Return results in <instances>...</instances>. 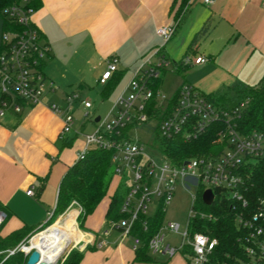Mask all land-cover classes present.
Here are the masks:
<instances>
[{
	"label": "crops",
	"instance_id": "crops-1",
	"mask_svg": "<svg viewBox=\"0 0 264 264\" xmlns=\"http://www.w3.org/2000/svg\"><path fill=\"white\" fill-rule=\"evenodd\" d=\"M173 2L42 0L33 21L52 47L44 65L47 79L65 90L77 85L84 88L91 76L99 81L114 55L119 58L118 70L107 85L99 83L106 95L108 85L127 69H135L143 57L159 47L161 37L156 30L174 24L170 13ZM0 19L2 35L5 18L0 14ZM208 19L213 25L210 33L189 49ZM178 29L176 40L164 44L173 64L188 52L210 58L206 63L191 65L184 73L174 69L182 74V83L212 93L238 83L254 86L263 78L264 0H212L208 4L191 0L176 32ZM57 90L45 92L38 104L26 106L19 114L10 111L0 117V205L8 212L0 229L3 237L22 228L42 226L46 214L56 207L63 176L85 148V138H78L79 130L61 135L62 116L50 105L63 102L66 95H58ZM30 188L34 195L27 194ZM108 202L106 198L84 219V228L94 244L85 248L80 264H155L134 261L136 251L131 239L119 228H108ZM79 233L77 230V236ZM172 259L170 264H186L181 256Z\"/></svg>",
	"mask_w": 264,
	"mask_h": 264
},
{
	"label": "built area",
	"instance_id": "built-area-1",
	"mask_svg": "<svg viewBox=\"0 0 264 264\" xmlns=\"http://www.w3.org/2000/svg\"><path fill=\"white\" fill-rule=\"evenodd\" d=\"M211 2L205 0L207 4ZM35 11L29 0H23L6 6L0 12L12 26L4 31L1 41L5 49L0 53V117L10 111L19 114L26 106L38 104L45 92L57 89L55 82L47 79L44 73L52 47L43 39L33 21ZM156 31L166 45L174 36L176 27L174 24L162 25ZM165 45L153 50L156 61L152 56H147L143 65L135 71L125 89L128 94H122L117 99L110 117L103 121H100V117L95 131L85 135V148L78 153L77 160L83 159L93 147L112 151L111 161L115 172L120 178L126 177L128 189L119 218L109 220L108 226L121 229L123 235L131 239L133 250L137 251L145 244L136 231L141 229L146 233L150 230L151 218L155 215L149 214L150 203L156 198L158 206L164 208L181 184L187 190H196L187 228L181 234L182 241L178 245L166 241L165 231L178 232L180 224L163 221L147 241L149 251L173 257L181 250L191 264H205L217 239L204 232H193L191 221L196 216L211 217L195 208L198 195H204L210 189V198L205 201L211 202L217 190H220L241 203L242 211L236 215V222L245 229L243 242L247 259L240 260L238 264H262L264 199L251 213L249 201L242 190L245 183L243 166L264 157V134L257 131L245 134L239 130L238 122L249 104V98L226 106L189 82L182 83L173 94H167L160 84L163 73L173 63L165 51ZM182 59L184 64L191 66L206 63L210 58L185 54ZM118 63L117 56L109 58L108 68L99 79L102 86L107 85L118 70ZM177 64H173V69ZM81 106L87 110L85 116H89L88 109L93 107V103L83 98L77 90L69 91L63 102L50 105L54 112L62 116V136L75 131L74 112ZM150 119L157 121L153 144L128 136L131 129ZM218 123L222 126L215 143L224 145L221 151L177 159L165 152L161 143L163 140L191 142ZM27 194L34 195L33 188ZM6 217L7 213L0 208V226ZM25 245L23 243L6 252L11 255L25 250ZM188 248H191V252L186 250Z\"/></svg>",
	"mask_w": 264,
	"mask_h": 264
},
{
	"label": "trees",
	"instance_id": "trees-1",
	"mask_svg": "<svg viewBox=\"0 0 264 264\" xmlns=\"http://www.w3.org/2000/svg\"><path fill=\"white\" fill-rule=\"evenodd\" d=\"M22 1L23 0H0V12L6 6ZM29 4L35 9H38L42 5V0H29ZM190 4L191 0H174L170 13L173 14L176 29L180 26ZM212 27V22L208 19L194 36L189 49H192L200 40L206 37L210 33ZM10 28H12L11 23L5 20V29L7 30ZM4 49L5 46L0 44V53ZM182 58L176 66V70L180 73H184L190 67V65L183 63ZM111 86L112 85H108L107 89ZM209 94L215 100L226 106L236 104L242 99L249 98V104L238 122L239 130L245 134L255 131L264 134V76L260 82L254 86L238 83ZM221 126V123L211 126L203 135L191 142L175 139L169 141L163 140L161 143L164 146L165 152L173 159L191 157L194 155H211L214 154V151L219 152L224 147L223 144L219 145L215 143L217 132ZM112 154L110 150L93 147L83 159L76 160V162L69 167L60 183L58 200L53 216L65 212L74 205H78L81 208L79 220H81V226L84 228V219L92 214L98 206L108 198L109 202L106 211L107 220L119 218V211L124 198V182L115 172L111 161ZM242 170L245 177L242 190L250 204L249 212L252 213L258 208L260 200L264 199V157L245 164ZM117 176V185L112 190V184ZM0 208L7 213L8 217V212L3 209L1 205ZM195 208H197L198 211L208 213L211 217L202 218L201 216H196L191 221L192 231L204 232L217 239V244L205 264H238L240 260L247 259L243 242L245 229L241 228L236 222V215L238 212L242 211L240 202H235L229 194L217 190V194L211 202H206L203 195L200 193ZM164 215L165 210L160 206L155 215L151 218L150 230L146 233H143L141 229L136 231L142 236L145 244L136 251L134 261H154L149 255L147 241L163 223ZM6 219L0 226V229ZM65 219H69L70 223L74 222L70 217H66ZM52 221L49 220L38 229L34 228L32 230L22 228L5 237L0 235V264H20L22 257L18 254L23 253V251L18 250L6 258V250L16 248L23 243L27 244L28 238L34 234V232L36 233L43 230L51 224ZM45 231L46 230L38 233L32 239L31 244H34L39 235ZM21 241L23 242L20 243ZM85 250L86 249L74 251L65 259L63 264H80ZM186 250L191 252V248ZM182 253L184 255V251H182ZM262 264H264V261Z\"/></svg>",
	"mask_w": 264,
	"mask_h": 264
},
{
	"label": "rangeland",
	"instance_id": "rangeland-1",
	"mask_svg": "<svg viewBox=\"0 0 264 264\" xmlns=\"http://www.w3.org/2000/svg\"><path fill=\"white\" fill-rule=\"evenodd\" d=\"M1 22L2 20L0 19V23ZM179 32L180 31L178 29L175 35L173 36V38L166 44L173 43L176 40V37L180 35ZM2 36L3 34L1 35V30H0L1 40H2L1 38ZM161 45H164V42L159 38V46ZM153 52L154 51L152 50L149 54L143 57L140 62V65H138L135 69L129 68L119 78L115 79L112 83V86L108 89V93L106 95L103 93V90L99 84V81L93 78L92 76L89 78V80H86L84 82L85 83L84 88H79L77 87L78 85L75 88H70L69 90H65L64 88H57L58 90L56 93L58 95H62V97L66 95L67 92L71 91L72 89H76L81 93L83 98H87L91 100L93 103V107L88 109V111L90 112L89 116H85V112L87 110L84 109L82 106L78 107L76 111L74 112V117H75L74 128L75 130H79V133H80L78 135V138H85L86 134H90L95 131L98 125V123L95 121L97 117H101L100 121H103L110 117V113L117 99L122 94H125V95L128 94V92L125 91L126 86L128 85L135 71H137L143 65L147 56H152L153 61L157 60V56H155ZM173 67L174 65L172 64L171 67L168 69L166 75L163 77L164 82L162 84V89L169 95L176 90V88L182 83V79H183L182 74H178L177 71L173 69ZM82 125H84V128L81 130L79 128H81ZM156 125H157V121L154 119H150L148 121L142 122L141 124L131 129L128 133V136L131 137L133 140H139L144 143L153 144L156 138ZM122 179L124 182L123 193L125 196L127 189H128L127 179L126 177ZM117 181H118V176L115 178L112 184V190L117 185ZM195 192H196L195 188H192L191 190H187L184 186L180 184L177 186L172 200L164 206V210H165L164 222L166 223L168 221H173L175 223L180 224V230L178 232L165 231L166 241L170 242L173 245H178L182 241L181 234L187 228L190 211L193 205V195H195ZM158 204H159L158 199L154 198L153 202L150 203L149 209H148L150 215H154L157 212L159 208ZM76 211L78 213L76 216V224L74 222L70 223L69 219H65L66 217L75 219ZM49 212L53 214L54 210H50ZM80 212H81V208L78 205H74L73 207H70L69 209H67L65 212L61 214L60 213L56 214V216H53L51 214H46V218L42 225L46 224L49 220L50 221H52L53 219L54 220L51 222V224H49L43 230H46L48 227L52 226L54 223H59L65 226H70L71 228V230L67 231V234L70 238V244L68 245L66 250L61 254V256L57 259L55 264H63L65 259L74 251L84 250L85 248L91 247V245L94 244V241H92L93 240L92 236L88 234L85 228L81 226V220H79ZM38 228H40V226L37 227L36 229ZM77 230L80 231L78 236H77ZM41 231H38L36 233L34 232V234H32L28 238V240H31V238L34 235H36L37 233ZM29 244L30 242H27V245ZM9 255L10 253L7 252L6 258ZM18 255L22 257V261L20 262V264H27L28 254L23 251V253H20ZM149 255L153 258L155 264L156 263L157 264L158 263L159 264H170V262L173 260L172 257L166 254H162V253L155 254L152 251H149ZM176 256L177 257L181 256L183 260L186 262V264H191L186 258V256L183 255L181 250H179L176 253Z\"/></svg>",
	"mask_w": 264,
	"mask_h": 264
},
{
	"label": "bare ground",
	"instance_id": "bare-ground-1",
	"mask_svg": "<svg viewBox=\"0 0 264 264\" xmlns=\"http://www.w3.org/2000/svg\"><path fill=\"white\" fill-rule=\"evenodd\" d=\"M47 229L45 232L39 235L37 241L34 244H31L32 239L38 233L34 235L30 240V244L25 245L24 249L26 251L37 249L40 252L42 262H46L48 264H55L57 259L61 256V254L66 250V248L70 244V238L67 234V231L71 230V228L63 224L54 223L52 226L49 227L48 230Z\"/></svg>",
	"mask_w": 264,
	"mask_h": 264
},
{
	"label": "water",
	"instance_id": "water-1",
	"mask_svg": "<svg viewBox=\"0 0 264 264\" xmlns=\"http://www.w3.org/2000/svg\"><path fill=\"white\" fill-rule=\"evenodd\" d=\"M99 120H100V117H97L95 119L96 122ZM211 192L212 191L210 189L205 191L203 195L204 200H208L210 198ZM27 242H30V240H27ZM22 251L28 254L27 264H48L46 262L41 261V255L37 249H33L31 251H26V250H22Z\"/></svg>",
	"mask_w": 264,
	"mask_h": 264
}]
</instances>
